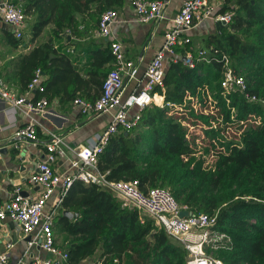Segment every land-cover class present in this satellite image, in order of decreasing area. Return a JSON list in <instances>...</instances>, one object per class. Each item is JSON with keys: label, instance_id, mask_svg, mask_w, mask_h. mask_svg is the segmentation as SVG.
I'll return each mask as SVG.
<instances>
[{"label": "trees", "instance_id": "obj_1", "mask_svg": "<svg viewBox=\"0 0 264 264\" xmlns=\"http://www.w3.org/2000/svg\"><path fill=\"white\" fill-rule=\"evenodd\" d=\"M125 0H14L26 17H33L32 40L52 26L53 39L86 36L97 27L107 10L121 7ZM232 11V22L209 35L203 47L217 51L218 57L205 64L195 57L190 68L185 64L184 48L176 49L179 59L169 62L164 77V100L182 104L186 94L195 95L200 88L215 94L223 122L235 126L253 115L259 125L249 126L239 144L220 143L224 152H215L212 166H206L211 139L219 131H204L208 141L197 147L195 137L186 139L187 128L167 108L151 106L143 110L139 125L113 136L99 157L98 170L111 181H136L147 193L153 188H167L174 200L192 215L217 214L215 231L227 236L228 243H216L213 257L222 264H264V109L233 93L229 107L222 98L220 55L231 61L235 73L243 76L251 94L264 98V0H225L220 12ZM52 38L34 48L30 82L35 70L47 78L43 93H33V102L41 98L61 101L76 98L75 92H60V85H75L87 97V86L99 83L106 74L104 65L113 62L109 49L88 48L93 52L88 78L77 71L72 56L64 46L54 47ZM64 40V39H63ZM70 43V42H69ZM66 44L67 45H69ZM112 69V68H111ZM110 69V70H111ZM68 94V97H65ZM94 101V100H93ZM231 109L234 119L230 121ZM196 124V123H193ZM210 140V141H209ZM63 211L77 214L69 219ZM56 230L67 242L68 264H80L100 250V258L116 257L123 264H186L187 253L178 242L166 236L150 218L141 224L137 210L123 209L114 197L95 185L75 181L61 203Z\"/></svg>", "mask_w": 264, "mask_h": 264}, {"label": "built area", "instance_id": "obj_2", "mask_svg": "<svg viewBox=\"0 0 264 264\" xmlns=\"http://www.w3.org/2000/svg\"><path fill=\"white\" fill-rule=\"evenodd\" d=\"M128 2L138 23H165L163 43L150 60L142 80L137 83V90L128 96L124 94V79L135 80L138 74L137 67L135 63L125 58L120 43L110 44L114 66L104 77L97 99L89 101L76 97L72 101L73 106L87 119L101 115L110 117L109 124L97 135L94 143L69 147L64 136L40 127L33 120L16 130L15 139L25 140L34 145L39 142L37 136L39 132L45 136L44 160L36 165V169L28 177V182L39 187L41 192L35 198L24 197L21 189L16 187L13 197L7 202L0 203V242H4L5 246V252L0 253V264H10L7 252L13 248L11 242L5 241L9 239L6 230H3L7 220L16 223L26 239L25 251L17 264H24L29 252L35 248L46 253L48 257L34 258L27 264H68V253L59 249L55 242L53 227L55 219L61 214L63 198L75 181L85 185H95L110 193L123 209L137 210L141 224L145 221L144 217L152 219L156 226L163 229L167 237L182 245L187 253L186 264H222L206 253L208 246L216 249V243L229 242L227 236L215 231L217 214H191L180 218L179 213L185 211V207H181L174 200L167 188H153L143 193L138 189L136 181L108 180L106 174L98 170V161L110 139L118 133H127L135 129L140 123L143 110L153 105L167 108L169 115L176 117L187 128L186 139L195 137L194 143L199 148L203 146V142L208 141L204 131L213 130L227 134L231 130V126H228L230 122H223L215 94L207 87L198 89L195 95L187 93L182 104L166 103L164 77L168 63L179 59V55L176 54L178 48L185 49L183 59L190 68L194 65L195 57L205 64L212 63L219 56L217 51L204 47L194 48L189 36L190 31L206 21L213 22L219 26L218 29L226 27L232 22L234 13L220 12L225 6V0H185L174 16H167L166 3L163 0H128ZM0 17L13 30L17 39L23 37L27 17L19 4L14 3V0H0ZM117 17L115 10L103 12L97 24L96 36L109 37ZM68 33L69 31H66L67 35ZM219 58L221 63L219 88L227 109L228 96L233 93H238L246 102L264 109V98L248 91L245 79L234 72L227 55L221 54ZM42 76L40 69L35 70L24 95L20 97L11 94L0 80V99L8 104L6 110L8 116H14L20 107L26 109V115L45 111L49 105V101L45 98L36 102L27 98L35 92H44ZM233 113L234 110L231 109L230 121H236ZM236 122L235 126L242 131L246 126L259 125L260 118L251 115L245 120ZM241 134L239 132V139ZM211 142L214 149L210 150L211 155L205 163L209 167L213 163L214 151H225L217 137L211 139ZM59 160L66 161L68 165L63 173L53 168ZM49 201H51L50 206L47 205ZM94 264H123V262L116 257H103Z\"/></svg>", "mask_w": 264, "mask_h": 264}, {"label": "crops", "instance_id": "obj_3", "mask_svg": "<svg viewBox=\"0 0 264 264\" xmlns=\"http://www.w3.org/2000/svg\"><path fill=\"white\" fill-rule=\"evenodd\" d=\"M166 3L167 16H174L180 9L185 0H163ZM118 14L116 23L111 27V33L107 38L96 36L97 27L91 30L86 36L77 38V36H68L61 40L53 39L50 32L52 26H48L42 34L32 40L31 32L23 31V37L17 39L13 30L4 23L0 17V80L6 85L8 91L20 97L24 95L25 83L30 78L31 59L29 54L34 48H37L52 38L54 47L64 46V51H67L72 56V63L77 67V71L84 79L88 78L90 71V63L93 52H87L88 48L99 46L101 50L109 49L112 42L121 44L125 58L135 63L138 74L135 80L125 82V96L130 95L137 90V83L142 80L144 71L146 70L150 60L160 48L164 40L166 31L165 23H138L136 16L129 5L128 0H125L121 7L115 8ZM33 17H27V21L32 25ZM212 28L215 30L206 32L207 36L216 34L219 30L211 21H206L199 25L201 27ZM193 30V31H194ZM208 31V30H207ZM194 33L189 34L193 38ZM206 36V37H207ZM203 38L202 43L205 38ZM70 42V43H69ZM66 46V44H68ZM197 46L196 48H202ZM110 50V49H109ZM114 63L109 62L104 65V73H107L113 68ZM47 78L43 74L42 81ZM67 84L60 85V92L66 91L68 94L75 92L76 97L84 98L89 101L97 99L100 94L99 83H90L87 86V97L81 96L83 90L74 89L75 85ZM65 94V97H68ZM28 100H33L34 95L28 96ZM8 104L0 99V203L9 201L16 187L21 189L24 197H37L41 189L28 182V177L31 172L36 169V165L44 160L45 136L40 132L37 134L39 142L32 144L25 140H17L14 133L18 128L23 127L30 120L35 121L40 127L49 129L61 136L65 137V142L69 147L77 145H90L96 141V137L109 124L110 117L101 115L93 119H87L81 115L76 107L73 106L71 100L61 101L60 97L56 96L49 101L48 107L43 112H32L26 115V109L20 107L17 113L13 116H8L6 110ZM66 161L59 160L53 168L58 172L63 173L67 170ZM51 205V201L47 203ZM57 218L54 223L55 242L62 251H66L67 242L63 241V236L59 235L56 230ZM5 233L9 235V239L5 241L11 242V248L7 254L10 264H17L21 259L26 242L19 226L9 220L5 222L3 227ZM57 234V235H56ZM5 252L4 242H0V253ZM97 255V256H96ZM48 255L41 250L33 249L25 259L27 264L34 258H47ZM100 259V250L95 253V256L82 261L80 264H94Z\"/></svg>", "mask_w": 264, "mask_h": 264}, {"label": "rangeland", "instance_id": "obj_4", "mask_svg": "<svg viewBox=\"0 0 264 264\" xmlns=\"http://www.w3.org/2000/svg\"><path fill=\"white\" fill-rule=\"evenodd\" d=\"M31 26L32 25L30 24V22L26 21L25 22V31H27L28 33H30L31 32ZM193 30L190 31V33L191 32L194 33L193 38H191V41H192V46L194 48H196L197 46H200V45L204 46L203 43H202V40H203L204 37L207 36L206 32H209V31H212V30H215V29H214V27L212 28V26L210 28H204V26H203V27H201L199 29H196L194 31ZM248 127L249 126H246L241 131L239 127L233 126V127H231V130H229L227 134H220L217 138L220 139L221 143H231V142H235L236 144H239V136H238L239 135V132L243 133V131L246 130ZM195 131L197 133V130H195ZM214 251H216V249L212 248L211 246L206 247V253L208 255H212L213 256V252Z\"/></svg>", "mask_w": 264, "mask_h": 264}, {"label": "water", "instance_id": "obj_5", "mask_svg": "<svg viewBox=\"0 0 264 264\" xmlns=\"http://www.w3.org/2000/svg\"><path fill=\"white\" fill-rule=\"evenodd\" d=\"M216 27L219 28V26H216ZM183 60H185V59H183ZM62 215L69 218V219L77 217V214H73V213H70L68 211H63ZM190 215H191V213H189L188 211H184V210L179 213L180 218H185V217H188Z\"/></svg>", "mask_w": 264, "mask_h": 264}]
</instances>
